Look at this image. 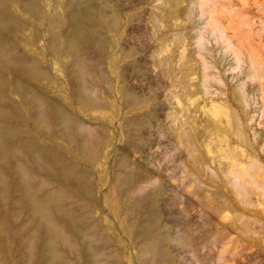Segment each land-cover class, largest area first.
Wrapping results in <instances>:
<instances>
[{
    "label": "rangeland",
    "instance_id": "374dc122",
    "mask_svg": "<svg viewBox=\"0 0 264 264\" xmlns=\"http://www.w3.org/2000/svg\"><path fill=\"white\" fill-rule=\"evenodd\" d=\"M24 1L29 0H19ZM38 1L40 22L29 25L23 35L29 41L28 47H19L22 37L15 38L17 42L11 46L18 55L28 51L34 56L25 52L28 57L39 61L48 72L50 81L41 88L47 89L46 97L90 129L87 150L93 156L88 161L76 142L69 146L57 133L55 122L50 123L46 135L31 121L21 124L22 115L15 117L17 125L13 120L11 125L33 132L36 142L58 150L64 162L68 160L67 164L76 165L75 170L87 176L84 190L89 194H82L84 190L75 182L62 184L36 171L31 175L35 184L44 181L47 189L68 190L59 194L68 199L61 198L63 207L76 215L86 214V225L95 224L91 230L94 244L98 255L103 253L98 256L99 264H264V197L250 194L252 203L248 208L240 203L228 207L231 210L220 208L221 200L238 199L206 178L201 145L208 132L195 136L197 145L192 157L184 146L177 152L179 121L174 118L182 117L186 121L182 128L187 131L189 121L207 131L215 126L231 133L240 131L253 140L251 128L255 126L251 127L248 119L251 114L264 119L259 115L264 101L258 82L264 84V73L247 84V115L234 98L235 84L230 77L238 73L239 66L246 67L249 56L255 63L264 62V0H212L207 7L215 4L213 14L201 12L193 0ZM16 12L25 20L21 11ZM73 12L96 38L90 46L79 48V67L71 65L75 59L62 42L68 35L67 24ZM56 13L59 22L51 28L49 22L55 20ZM211 17L215 27L209 24ZM198 35L203 42L200 52L195 44ZM234 52L240 58L239 65L234 62ZM203 62L211 76L212 90L227 93L231 100L226 116L219 122L212 121V125L200 110H207L211 100L198 87ZM229 64L233 71L228 69ZM79 68L86 73L84 82L89 92L92 90L90 97L93 94L97 99L91 98L96 100L92 108L76 101L78 84L72 74ZM37 89L29 84L30 93ZM11 100L19 104L18 97L12 96ZM70 134L73 136L72 131ZM238 147L243 148V144ZM22 165L30 169L29 164ZM184 167L188 168L186 173ZM178 181L182 184L176 192L174 184ZM241 216L246 224L240 222ZM20 217L17 223L29 218L26 213ZM58 221L59 226L62 223ZM66 234L67 245L71 243L73 249L58 246L64 263L85 264L81 240L67 230ZM152 240L161 241L159 252L147 250ZM16 253L10 258L0 256V262L13 264L21 259ZM37 258L29 264H37Z\"/></svg>",
    "mask_w": 264,
    "mask_h": 264
},
{
    "label": "bare ground",
    "instance_id": "6f19581e",
    "mask_svg": "<svg viewBox=\"0 0 264 264\" xmlns=\"http://www.w3.org/2000/svg\"><path fill=\"white\" fill-rule=\"evenodd\" d=\"M25 2L26 1L20 3L19 0H0V256L8 258L11 253L18 252V254H21V259H18V255V260H14L13 264H29L30 261L37 258L38 255L40 260L37 258L35 261L37 262L39 260L37 264L64 263L65 261H63L62 258L63 255L59 253L58 246L63 245V248L64 246H66L67 249L70 248L71 243L70 246L67 245L69 243V239L67 238L69 235L66 236L67 230L70 234L81 240L79 241L82 242V245L80 244L82 246L80 253L84 258L85 264H99L100 259L98 260V256L101 257L103 253L100 252L101 255H98L99 252L95 247L97 244H94L95 240H93L91 230L93 228L92 226H95V224H91L92 226L86 225L88 224L85 222L87 221V219H85L86 214L76 215V212L73 214L67 211V207L66 209L63 207L62 199H66L67 196L62 198L63 196L60 197L59 194L66 191L62 189L63 192H60L58 189L59 187L56 188L59 190V193L55 188L47 189L44 186L46 184H44V181L43 183L41 181L35 184L31 177L32 172H41L48 179L62 181V184L63 182L70 184L75 182L73 184H79V187H82L81 189L84 190L88 185L87 176H83L85 173H78L74 168L76 165L74 166L72 164L74 166L72 167L69 165L71 163L67 164L66 162H68V160L64 162L62 160L63 156L61 157L59 155L61 153H59L58 150L55 151L56 149L51 148V146L49 147L41 144V141L36 142L34 139L35 136L33 137V132H28L27 129L26 132L24 128L15 126V117L22 115L24 116L23 121H19L21 124L24 121H31L33 122L32 125L34 124L33 126L41 128V131L46 135L48 131H50V123L55 122L56 127H53L56 128L57 133L59 132V134L64 137L68 145L69 143L76 142L78 145H76L77 148L80 147L78 149H81L79 151L86 153L85 159L88 161L89 158L91 159L90 156H93L91 155L93 153H90L91 150H87V144L91 138L90 129L86 128L79 119L71 117L65 110L63 111L61 109L62 107L60 108L58 103L56 104L53 102L52 98H50V100L46 97L47 89L41 88L42 85L47 84L48 80L50 81L49 75L47 74L48 72L41 67L39 61L31 60L34 56L29 54L28 51L25 52H28L29 57L30 55L32 56L31 59L25 52L18 55L15 52L17 49L14 51L11 46V44H14L12 42L17 40H15V38L22 37L20 40L21 43L18 45L23 50H26L29 41L27 38H23L24 32L28 29L27 27L29 25H34L40 20L42 10L39 7V1L29 0ZM211 2L212 0H193V3L199 7L201 12L213 14L216 10L215 4L210 8L207 7ZM55 8L57 7L55 6ZM16 10L21 11V13L25 15V20L18 15ZM83 14L87 15L88 12L85 11ZM54 15H56L55 20L52 19V21L49 22L51 28H55L54 26L58 25L59 22L57 13ZM40 24H42V22ZM209 24L215 27V22L212 17L210 18ZM50 30L52 33V29ZM67 30L68 35L63 38L62 42L68 55L70 54L71 57L75 59V62L71 65L73 66L75 63V65L79 67L82 64V59L80 60L79 57V48L90 46L95 42L96 38L88 29L80 24L79 14L76 12H73L70 16ZM53 39L52 42L54 43ZM201 39L199 35L195 39L198 52L203 49V42ZM52 46L54 45L52 44ZM36 49L39 50L38 48ZM233 58L234 62L239 65L240 58L236 52L233 53ZM230 66L231 64H229L228 69ZM238 68V73L236 72L235 75H231L230 80H234L235 84L234 98L246 114V111L248 112L249 110V105L247 103L248 93H246L247 84L250 80L258 79L262 73H264V62L255 63L249 56L246 67L244 69L242 67L243 70L240 66ZM233 69L234 68H230L231 71H233ZM85 74L83 68L77 69L75 73L72 74L76 79L75 82L78 84V86L76 85L77 91L75 92L77 100H75L84 107L92 105V108L95 105L94 101L96 102L97 99L93 96L96 100H92L93 94H91L90 97L92 90L89 92L84 82V78L86 77ZM210 77L211 76L207 72V65L203 62L198 87L200 92L204 96L211 98V100L207 110L204 109V111L201 108L200 110L206 114L207 122L212 125V121L219 122L222 117L226 116V111L231 100L227 93L212 90L209 84ZM219 82L221 83L222 81L219 80ZM258 82L262 92L260 97L263 102L264 97L262 98V94L264 93V84L261 80H258ZM29 84L35 85L38 89L30 93L31 89L29 90ZM224 86H226L225 83ZM73 87L74 86H72V89H74ZM194 95L195 94H192L189 97H193ZM12 96L19 98V104L16 105V103L11 100ZM194 101L195 99L190 100L191 103ZM31 110L32 113L30 112ZM196 111H198L197 108ZM260 112L261 114L259 115L264 117V110H262V108ZM255 115L256 114H251L250 119H248L251 127H253L252 125L255 126L253 127L254 129L251 128L253 130V140H249L248 135L240 131L231 133L220 126H215L207 131V129L203 127L200 128V126L191 124L189 121H187L189 126V130L187 131L186 128H182V124L186 121L182 120V117L174 116V118L179 121L175 133L177 141L175 150L177 152L181 146H184L188 156L192 157L194 154L192 152L196 150L195 147L197 145L195 136H198L200 132H208L206 134L208 135V138L206 137L207 140L204 139L207 142L205 143V141H202L204 143L201 145L204 158V163L202 165H204L203 169L206 178L215 184L216 187L224 189L226 193L234 194L238 199V201L221 200V206H219L220 204L218 205L220 208L229 209L228 207H231L232 209V206L239 205L238 203H240V206L244 205L245 208H248L252 203V201L248 199L250 194H258L264 197V165L261 164V162H264V119L261 117L258 119ZM17 119L20 118L17 117ZM12 120L15 123L14 126L11 125V123H13ZM71 131L73 132V136L70 134ZM51 135L52 134H50V136ZM239 144H243V148L238 147ZM83 158L84 157H82V159ZM209 162L213 165L214 169L211 168ZM23 163L29 164L30 169L25 168L22 165ZM187 169L188 168L184 167V173L187 172ZM127 179L124 180L127 182L129 181ZM51 182L54 184L53 181ZM181 184L182 182L179 181L174 184V190L176 192L181 188ZM79 187H77V189ZM81 189L79 188L78 191ZM67 192L69 193L68 190ZM84 193L85 190L82 194ZM86 193L89 194V192ZM70 194H68V196ZM88 197L90 198V196ZM216 204H218V202ZM216 204L214 205L216 206ZM245 205L248 206L246 207ZM24 213H26L29 218L17 223L19 217ZM241 218L242 220L240 219V222L243 221L242 216ZM57 219L64 225L66 230H62V224L59 225L60 227L57 225ZM242 223L246 224L247 222ZM103 240H106V238ZM6 242L9 244H6ZM101 242L104 243L105 241ZM160 244L161 241L153 242L152 240V242L150 241V244H148L147 250L152 253L159 252ZM71 248L73 249V246H71ZM21 250H23L22 253L19 252ZM22 256H24L25 259H23ZM0 264L5 263L2 261Z\"/></svg>",
    "mask_w": 264,
    "mask_h": 264
}]
</instances>
